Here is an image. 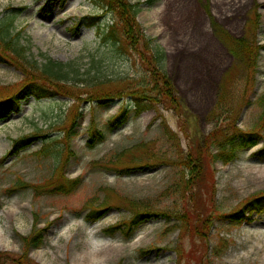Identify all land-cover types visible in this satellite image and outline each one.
<instances>
[{"label":"rangeland","instance_id":"obj_1","mask_svg":"<svg viewBox=\"0 0 264 264\" xmlns=\"http://www.w3.org/2000/svg\"><path fill=\"white\" fill-rule=\"evenodd\" d=\"M62 1L0 0V27L12 20L11 33L21 30L16 41L26 49L25 57H15L10 46L2 50L6 44L0 40L5 59L0 62V100L29 80L61 92L41 99L30 96L18 113L0 120V160L15 139L36 135L29 147L0 161V252L8 254L0 264H22L19 236L32 232L35 212L46 239L31 251L26 259L30 264H264V211L231 217L264 194V158L256 153L264 130L258 145L240 150L230 163H215L211 190L193 186L186 191L188 173L178 163L182 153L202 143L215 127L209 113L236 61L213 21L241 38L251 33L259 14L257 38L264 44V0H130L142 2L139 22L167 51L181 114L163 103L138 113L131 96L113 97L104 105L89 101L85 91L88 85L94 89V78L127 79L137 86L146 72L135 52L103 39L99 26L112 23V16L102 10L101 0ZM48 59L68 64L65 70L73 79L45 74L40 67ZM234 73L244 85L242 74L237 69ZM111 85L125 92L118 83ZM250 95L237 123L244 131L256 130L264 112V48ZM234 104L239 108L242 101ZM125 106L128 120L111 125ZM78 110L82 114L66 141L65 130ZM93 125L102 133L90 143ZM119 157L137 158L142 167L115 170L107 162ZM17 176L31 186L14 190ZM72 178H79L75 190L55 191L59 181ZM135 202L160 213L145 217L129 237L120 231L113 235L110 228L133 216ZM105 207L91 219L92 208ZM198 214L213 219L207 235L191 226Z\"/></svg>","mask_w":264,"mask_h":264},{"label":"trees","instance_id":"obj_2","mask_svg":"<svg viewBox=\"0 0 264 264\" xmlns=\"http://www.w3.org/2000/svg\"><path fill=\"white\" fill-rule=\"evenodd\" d=\"M101 1L102 7L112 12L117 20L115 25L113 24L111 26H107V29H100L104 40H114V44H124L126 49H130L133 53L135 52L141 61V65L144 66L143 69L146 73L140 80V84L137 86H132L133 82L128 81L127 79L121 80V78L113 79L110 77L99 79V77H96L94 78V81H92V83L96 84L94 89L88 85L87 91H85L87 99L91 102H98L99 104L104 105L113 97L131 96L135 100V109L138 113H140L145 106L163 103L167 104L170 109L175 110L176 113L181 114L182 104L178 96V91L174 80L167 69V52L161 45L155 42V38H152L145 33L138 20V14L142 2H132L130 0ZM258 19L259 14L255 13V20L252 21V24H254L252 26H254V28L250 30V34L241 38L235 37L230 32L224 30L217 22L213 21L214 29L217 31L219 37L229 45L236 61L234 63V67L226 73L225 77L221 81L217 104L209 113L210 119L216 124L215 127L205 137V140L202 143L195 142L190 146L188 152L181 154L180 159L178 160V163L183 166L184 172L188 173V175L184 173V187L186 191H189L193 186L200 187V189L205 188L207 190L214 188L215 178H213V167L215 166V163H230L237 158L240 150L256 146L263 139L261 131L264 130V112L262 114L261 122L256 130L244 131L237 124L241 110H243L245 103L249 104L251 99L250 94L253 92L258 79L260 53L264 48V44L259 43L257 38L256 27L259 25ZM12 27V20L3 22L0 27V40L6 44L2 50L6 52L8 50V46H10L15 57H25V46L20 45L16 41L21 30L12 34ZM2 54L3 53L0 50V62L5 61L4 57L1 56ZM8 62L11 63V61ZM67 65L68 64L60 61L48 59V61L43 63L40 68L52 79L68 78L70 80L73 78H71L72 76H70L69 72L65 70V66ZM18 67L22 69V66L19 65V63ZM236 69L239 71V74H242V78L245 81L244 85L238 84L240 77L235 75L234 71ZM74 72L75 70L72 69V75ZM75 74H77V70ZM75 82L78 83L81 82V80L75 79ZM26 83V85L17 90L12 96H9L4 100H0V119H5L9 117L11 113L20 111L22 100H25L29 96L43 98L53 97L57 95V93H61L60 91L57 92L56 90H51L49 86L38 84L36 80H29ZM114 83L121 85L125 92L129 94L123 92L119 89V87L110 89V87H112L111 84ZM237 86L240 88V91ZM91 89L93 90L90 91ZM237 101H242L239 108L234 104ZM81 114L82 113L79 110L78 112L75 111L73 122L69 128L65 130L64 138L66 141L67 139H71V132L74 131V125L78 116ZM129 115L130 110L127 106L122 107L119 114L110 120V124H124L128 120ZM221 116L222 119L219 118ZM91 129L90 143H94L98 140L97 133L98 135H101L102 132L97 129L94 131V125ZM35 136L36 135H32L27 138L15 139L13 143V150L9 151L0 161L14 155L17 148L20 149L26 147V145H28L26 142H30ZM256 153L260 158H264V143ZM134 157L137 156L134 155ZM136 159L137 158L132 161L130 158L122 160L119 157L108 160L107 163L111 162V164H113L112 168L115 170L126 171L142 167L138 164V162H136ZM212 179L213 184L211 185ZM28 185V182H26L21 176H17L13 188L14 190L18 188L23 189L28 187ZM78 185L79 178L59 181L57 185L58 187L55 188V191L61 194H69L75 190ZM35 188L38 189V186H35ZM40 189L42 190V188ZM210 193L211 191H208L207 194ZM139 204L140 202H135L133 204V216L129 220H125L110 228L113 235L120 231L126 233V236L129 237L130 233H134L140 227L145 217H149V214L151 213H160L154 212V210H151L146 204ZM106 209L107 207L103 209L92 208L90 212L92 220L99 217L103 210ZM249 211H257L259 213L264 211V194L250 199L244 208H241L231 214V217H237V219H239L240 217H245L244 214ZM34 215L35 223L32 232L28 235L19 236L23 242V257L25 258V261L23 257L21 258L22 264L23 262L24 264H30L26 259H29L31 251L42 247L46 239V228L39 227L41 222L39 215L36 212ZM210 216L202 217L198 214L196 222L191 224L194 231L197 233L198 231H201L204 235H207L213 224V219L212 222H210ZM201 232L199 235L203 236ZM6 257H8L6 252H0V259H4ZM179 257L181 260L184 259V255L180 251L177 258Z\"/></svg>","mask_w":264,"mask_h":264},{"label":"bare ground","instance_id":"obj_3","mask_svg":"<svg viewBox=\"0 0 264 264\" xmlns=\"http://www.w3.org/2000/svg\"><path fill=\"white\" fill-rule=\"evenodd\" d=\"M264 241V240H263ZM262 248H264V244L262 245Z\"/></svg>","mask_w":264,"mask_h":264}]
</instances>
